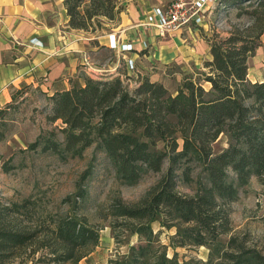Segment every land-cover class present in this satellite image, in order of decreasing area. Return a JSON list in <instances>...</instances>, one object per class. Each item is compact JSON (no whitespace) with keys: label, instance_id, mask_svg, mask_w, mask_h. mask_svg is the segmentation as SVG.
Masks as SVG:
<instances>
[{"label":"trees","instance_id":"1","mask_svg":"<svg viewBox=\"0 0 264 264\" xmlns=\"http://www.w3.org/2000/svg\"><path fill=\"white\" fill-rule=\"evenodd\" d=\"M218 2L222 7L243 4L250 24L233 27L225 37L213 36L210 59L203 62L207 71L195 77L184 74L173 95L145 75L132 78L119 70L86 75L82 85L72 84L47 96L45 118L60 120L62 141L50 131L45 137L39 134L30 147L40 144L42 150L62 157L81 156L92 145L109 160L123 185L137 183L147 172H159L166 161L162 175L139 200L127 204L116 197L108 205L107 214L126 221V229L142 243L129 245L124 255L107 264H205L167 256L149 225L156 218L161 226L174 228L168 243L172 248L205 246L208 260H229L215 264H264L258 253L243 251L232 239L224 244L218 238L230 230L228 204L238 189L251 176L264 177V79L250 82L246 62L264 33V0ZM63 6L70 28L90 32L95 29L93 18L112 19L118 13L112 11L110 0H63ZM27 88L31 87L22 85L0 107V140L4 111ZM219 134L226 137V146L213 153L211 143ZM88 172L86 168L79 180ZM178 181L192 183V192L180 193ZM74 196L84 197L80 186ZM33 201L32 196L19 201L0 198V264L37 252L38 260L45 263L78 264L97 244V230L75 214L35 218L29 212ZM260 219L264 222V212Z\"/></svg>","mask_w":264,"mask_h":264},{"label":"rangeland","instance_id":"2","mask_svg":"<svg viewBox=\"0 0 264 264\" xmlns=\"http://www.w3.org/2000/svg\"><path fill=\"white\" fill-rule=\"evenodd\" d=\"M167 2L168 0H110L112 11L118 10V13L114 12L112 19L97 16L92 19L94 31L82 30L87 36H91L88 41L91 45L89 50L92 59L96 61L95 65L102 67L100 63L122 60L118 53L102 50L96 38L117 28L121 12L127 11L129 7L143 9L146 6L165 5ZM84 5L79 9H83ZM250 21L249 16L243 12V4L236 7L224 4L222 8L218 7L207 14L200 25L185 27L179 33V36L184 37V41L198 40L202 43V49L196 52V56L191 60L186 56L180 58L175 55L168 56L167 62L162 63L151 58L145 61V64L137 62L136 67L145 72L150 81L160 83L173 95L184 74L195 77L196 73L207 71L203 67V60L209 53L208 45L213 36L225 37L233 27L244 28ZM175 34L165 39L169 40L170 45L173 43L171 39L177 35ZM169 57L172 59L169 60ZM248 67L250 79H260L263 76L264 44L254 57L250 58ZM98 73L104 74L105 71H96L95 74ZM202 86L206 88L208 85L202 83ZM127 87L131 90L133 83ZM48 107V99L44 93L37 88H27L4 111V122L1 126L3 138L0 140V198L3 201H19L32 196L34 201L29 212L41 220L54 219L67 213L83 217L97 230L98 241L95 246L89 248L78 264H107L108 260L124 255L129 245L142 243L136 234H131L126 229V221L114 219L107 214L108 205L116 197L127 204L139 200L162 175L166 161L159 172H147L137 183L123 185L115 178L109 160L103 153L94 151L92 145L86 147L81 156L63 154L62 157L50 150H42L40 144L30 147L39 134L45 137L50 131L54 132L55 139L62 141V134L58 129L63 125L60 120H46ZM178 143L180 144V140ZM225 146L226 137L223 134H219L211 143L213 153L219 152ZM86 168H89L88 175L79 180ZM79 186L84 192L82 199L74 196ZM192 188V183L186 185L181 181H178L176 187L180 193L187 194L192 192ZM228 208L230 230L219 235V240L226 244L232 239L243 247V251H254L264 259V222L260 219L264 212V177L251 176L247 183L238 189L235 200L228 204ZM159 220L156 218L149 225L157 242L165 246L167 256L175 254L178 261L193 260L205 264L229 262L227 258L219 257L208 260V248L205 246H168L174 228L161 226ZM226 250L235 251L233 248ZM39 255L40 252H37L24 260L16 258L8 264H53L39 261Z\"/></svg>","mask_w":264,"mask_h":264},{"label":"crops","instance_id":"3","mask_svg":"<svg viewBox=\"0 0 264 264\" xmlns=\"http://www.w3.org/2000/svg\"><path fill=\"white\" fill-rule=\"evenodd\" d=\"M149 7H129L120 13L117 28L96 37L100 48L108 51V34L121 42L130 41L133 50L123 54L132 59L134 68L130 71L119 59L100 63L102 67L95 65L89 50L91 36L68 26L63 0H0V107L9 102L11 95L22 85L37 88L49 96L55 91L68 89L72 84L82 85L83 77L93 76L96 71H105L101 74L110 75L120 70L132 78L143 74L149 77L136 67L137 62L145 64V61L154 58L165 63L168 56H186L189 60L196 56V52L202 49V43L198 40L184 41L179 33L185 27L158 37L152 28L138 25ZM174 33L177 35L171 39L173 43L170 45L165 39ZM30 39L39 41V45H29ZM142 40L147 43L145 48L140 45ZM259 40L260 45L246 61L250 82L264 79V74L260 79L249 78V60L264 44V33ZM206 60H209V53L203 61Z\"/></svg>","mask_w":264,"mask_h":264},{"label":"built area","instance_id":"4","mask_svg":"<svg viewBox=\"0 0 264 264\" xmlns=\"http://www.w3.org/2000/svg\"><path fill=\"white\" fill-rule=\"evenodd\" d=\"M218 7H222L218 0H168L165 5H152L147 8L143 13L144 19L138 25L152 28L158 37H164L182 27L200 25L205 16ZM107 42V47L121 55L126 68L133 71L132 59L123 56L133 50L132 43L121 42L112 34L107 35ZM31 44L38 46L39 41L30 39L29 45ZM146 44L145 41H140L141 47L145 48Z\"/></svg>","mask_w":264,"mask_h":264}]
</instances>
